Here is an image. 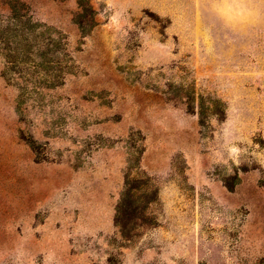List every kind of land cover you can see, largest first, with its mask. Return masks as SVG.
I'll list each match as a JSON object with an SVG mask.
<instances>
[{"label": "rangeland", "instance_id": "obj_1", "mask_svg": "<svg viewBox=\"0 0 264 264\" xmlns=\"http://www.w3.org/2000/svg\"><path fill=\"white\" fill-rule=\"evenodd\" d=\"M0 264H264V0H0Z\"/></svg>", "mask_w": 264, "mask_h": 264}]
</instances>
